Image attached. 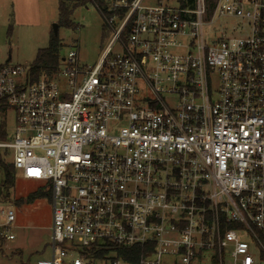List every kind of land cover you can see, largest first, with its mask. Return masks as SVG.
<instances>
[{
    "label": "built area",
    "instance_id": "1",
    "mask_svg": "<svg viewBox=\"0 0 264 264\" xmlns=\"http://www.w3.org/2000/svg\"><path fill=\"white\" fill-rule=\"evenodd\" d=\"M153 2L105 0L92 66L69 51L31 82L0 65V159L50 194L33 264H264V0ZM14 222L0 203L1 239Z\"/></svg>",
    "mask_w": 264,
    "mask_h": 264
},
{
    "label": "rangeland",
    "instance_id": "2",
    "mask_svg": "<svg viewBox=\"0 0 264 264\" xmlns=\"http://www.w3.org/2000/svg\"><path fill=\"white\" fill-rule=\"evenodd\" d=\"M151 2L153 0H145L146 4ZM57 8V0H0V65L20 66L28 70L37 51L47 48L51 37L59 41L61 57L75 51L81 65H94L113 35L100 9L93 2L76 8L69 17L78 26L73 31L61 25ZM219 28V22L205 27L210 31ZM210 37L214 38V35ZM118 51L114 47L113 53ZM0 118L4 119L6 132L11 135L14 129L12 109L6 107ZM5 195L2 190L0 203ZM35 195L34 200L26 201ZM19 200L22 201L16 203ZM8 202L14 210L15 222L7 233L14 235V240L0 238V264H33L39 259H47L51 207L44 182L25 180L20 172H15ZM7 233L5 231L4 234Z\"/></svg>",
    "mask_w": 264,
    "mask_h": 264
},
{
    "label": "trees",
    "instance_id": "3",
    "mask_svg": "<svg viewBox=\"0 0 264 264\" xmlns=\"http://www.w3.org/2000/svg\"><path fill=\"white\" fill-rule=\"evenodd\" d=\"M58 1V17L61 25L69 30H77L78 26L76 24H73L69 17L72 14V12L80 7V6H86L88 2L95 3L98 8L104 13V15H109L106 12V4L105 0H57ZM215 0H207L208 9L211 11L213 8ZM187 3L191 7L193 4V0H185L183 4ZM60 43L57 41L56 38L51 37L49 45L45 49H40L37 51L35 55V59L33 63L30 65L28 69V77L31 82H36L41 77L49 78L53 74H55L59 68L60 63ZM7 107L5 100L0 99V115L5 112V108ZM8 134L6 132V124L4 119L0 118V141H7ZM0 169L2 173V180L0 183V186L2 190L6 192V195L2 198V203H7L9 198V191L14 186V174L15 171L13 167L9 164L4 162L2 159H0ZM48 196L50 197L49 192ZM2 195V194H1ZM36 198L35 196H29L26 201L31 202ZM22 200L16 201V203L20 202ZM3 240V239H1ZM0 240V241H1ZM120 255L123 257L125 261L129 262H136L143 254L141 253V250L139 248H130V249H118L117 250Z\"/></svg>",
    "mask_w": 264,
    "mask_h": 264
},
{
    "label": "water",
    "instance_id": "4",
    "mask_svg": "<svg viewBox=\"0 0 264 264\" xmlns=\"http://www.w3.org/2000/svg\"><path fill=\"white\" fill-rule=\"evenodd\" d=\"M53 28H54L53 31L56 34V26H54ZM1 193H2V188L0 187V196H1Z\"/></svg>",
    "mask_w": 264,
    "mask_h": 264
}]
</instances>
